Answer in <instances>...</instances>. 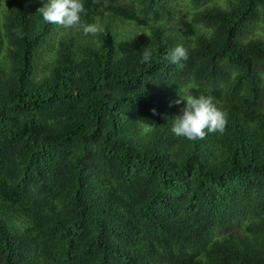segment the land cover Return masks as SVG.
<instances>
[{"label":"trees","instance_id":"trees-1","mask_svg":"<svg viewBox=\"0 0 264 264\" xmlns=\"http://www.w3.org/2000/svg\"><path fill=\"white\" fill-rule=\"evenodd\" d=\"M45 2L0 10V264H264V0H84L94 35ZM179 94L224 131L174 136Z\"/></svg>","mask_w":264,"mask_h":264},{"label":"clouds","instance_id":"clouds-1","mask_svg":"<svg viewBox=\"0 0 264 264\" xmlns=\"http://www.w3.org/2000/svg\"><path fill=\"white\" fill-rule=\"evenodd\" d=\"M39 16L44 22L64 28L82 29L85 35L96 34L100 29L94 24H87L82 17L86 15L84 0H46L39 10ZM189 59L188 50L177 45L164 57L171 65L182 66L183 61ZM152 60L150 51H144L142 62ZM177 105L183 104L181 114L173 119L171 132L176 137L189 141L203 139L207 134L223 132L227 123L225 113L213 103V99L206 95H181L175 101Z\"/></svg>","mask_w":264,"mask_h":264},{"label":"rangeland","instance_id":"rangeland-1","mask_svg":"<svg viewBox=\"0 0 264 264\" xmlns=\"http://www.w3.org/2000/svg\"><path fill=\"white\" fill-rule=\"evenodd\" d=\"M5 0H0V10L2 9V4ZM229 0H208V2L202 6H194L192 5L188 0H178V6L182 11L190 10V11H196L198 9L202 10L205 7L214 5V4H219L223 7L227 6ZM127 28V27H126ZM60 32L57 31L56 36H60ZM249 38H258V39H263L264 40V25L262 22L257 23V25L248 32L246 36H244L243 40L246 41ZM47 64L45 59L43 58L39 64V76L44 73V66Z\"/></svg>","mask_w":264,"mask_h":264}]
</instances>
